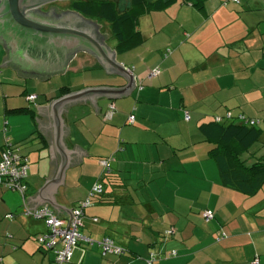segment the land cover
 Listing matches in <instances>:
<instances>
[{
    "label": "crops",
    "instance_id": "crops-1",
    "mask_svg": "<svg viewBox=\"0 0 264 264\" xmlns=\"http://www.w3.org/2000/svg\"><path fill=\"white\" fill-rule=\"evenodd\" d=\"M135 12L124 22L122 45L109 26L99 22V31L136 87L124 98L103 95L66 111L68 142L87 153L66 169L62 203L73 210L96 182L104 185L101 199L85 207L80 229L96 243L81 241L67 264H253L256 257L264 264V185L247 194L223 184L200 129L228 112L260 120L262 135L252 151L264 154V0H177ZM6 54L0 42V64ZM156 67L161 73L149 79ZM125 85L121 73L87 50L76 51L63 74L46 80L0 66V151L19 145L30 162L25 198L0 186V264L54 258L38 241L48 230L45 220L23 212L26 199L56 177L50 104L61 95ZM108 157L109 177L100 162ZM42 206L70 216L47 200L34 209ZM206 209L215 216L204 219ZM105 237L126 251L103 255L97 242Z\"/></svg>",
    "mask_w": 264,
    "mask_h": 264
},
{
    "label": "water",
    "instance_id": "water-1",
    "mask_svg": "<svg viewBox=\"0 0 264 264\" xmlns=\"http://www.w3.org/2000/svg\"><path fill=\"white\" fill-rule=\"evenodd\" d=\"M46 1L0 0V42L7 51L0 66H11L21 77L46 80L54 74H63L76 51L87 50L97 55L108 70L121 73L127 82L124 88H91L61 95L49 106L59 165L56 177L45 183L36 195L26 199V204L34 208L47 200L71 214L72 209L62 203L65 171L83 160L87 151L68 142L67 108L103 95L124 98L136 87V82L131 71L115 59V52L103 41L108 35L100 33V25L98 29L84 25L79 14L74 23L65 24L63 20L34 11L35 6Z\"/></svg>",
    "mask_w": 264,
    "mask_h": 264
},
{
    "label": "trees",
    "instance_id": "trees-1",
    "mask_svg": "<svg viewBox=\"0 0 264 264\" xmlns=\"http://www.w3.org/2000/svg\"><path fill=\"white\" fill-rule=\"evenodd\" d=\"M189 1L194 5H201L204 2V0ZM176 2L177 0H129L130 4L123 6L119 0H72L70 7L95 21L107 23L112 33L121 42L119 45H122L124 22L136 18L135 9L137 7H143L147 10H159ZM170 53L171 49H167L165 55ZM238 116L232 115L230 118H226V115L215 116L212 120L202 123L200 129L205 140L211 145L209 151L219 167L223 184L244 193L253 194L264 185V154L258 156L256 155L257 152L255 154V151H252L253 146L262 135V128L258 127L260 120L255 119V123L249 125L239 121ZM245 154L249 155L244 157ZM109 173L104 172L103 174L107 176ZM27 177L25 179L26 183ZM101 183L103 184V182ZM0 186L18 192L4 184H0ZM103 193L104 185L102 193L93 197L90 205L96 201L98 202ZM211 211L214 214V211ZM10 214L11 216H9ZM10 214L7 216L13 218L14 214ZM203 218L206 219L204 216Z\"/></svg>",
    "mask_w": 264,
    "mask_h": 264
},
{
    "label": "built area",
    "instance_id": "built-area-1",
    "mask_svg": "<svg viewBox=\"0 0 264 264\" xmlns=\"http://www.w3.org/2000/svg\"><path fill=\"white\" fill-rule=\"evenodd\" d=\"M237 1V0H235ZM161 73V68L156 67L148 72L147 77L154 78ZM36 94L28 95L29 101L36 99ZM115 105L111 103L108 107V111L105 114L106 119H110L114 112ZM232 117V113L228 112L226 118ZM186 119H190V115L186 114ZM220 119V117H219ZM239 121L252 125L255 123V119L248 118L242 114L238 116ZM130 123H134L135 115L131 114L128 118ZM112 157L101 159V166L104 172H110L112 168ZM29 158L22 153L19 146L14 144H7L0 151V184H4L12 190H16L21 193L22 197L27 196L28 185L25 181L28 169ZM103 191V184L96 182L89 192L86 200L81 202L76 208H74L68 218L58 216L50 207L42 206L40 208H29L26 205L23 209L27 215H32L38 219H44L48 231L39 235V243L47 250L54 252V259L51 264H67L71 261L74 248L79 245L81 241L87 244L93 245L96 243L92 238L85 236L81 233L80 229L83 225V215L85 207L91 204V199ZM11 216V214L9 215ZM203 216L208 220L213 218L214 214L211 210H206ZM222 236V235H221ZM224 236V234H223ZM101 246V252L103 255H120L126 251L125 248L117 245L110 237H105L101 241L97 242ZM174 254V253H173ZM253 264H259V259L256 257Z\"/></svg>",
    "mask_w": 264,
    "mask_h": 264
},
{
    "label": "flooded vegetation",
    "instance_id": "flooded-vegetation-1",
    "mask_svg": "<svg viewBox=\"0 0 264 264\" xmlns=\"http://www.w3.org/2000/svg\"><path fill=\"white\" fill-rule=\"evenodd\" d=\"M71 4L72 0H48L35 6L33 9L37 13L43 14L47 17L60 19L61 21L63 20L65 24L74 23V18H78L77 14H80L83 17L82 23L84 25L89 24L91 26H95L98 29L99 23L97 21H93V19L89 18L88 16L74 11L70 7ZM61 7L63 8L62 10H60Z\"/></svg>",
    "mask_w": 264,
    "mask_h": 264
},
{
    "label": "rangeland",
    "instance_id": "rangeland-1",
    "mask_svg": "<svg viewBox=\"0 0 264 264\" xmlns=\"http://www.w3.org/2000/svg\"><path fill=\"white\" fill-rule=\"evenodd\" d=\"M66 3V2H65ZM65 5V4H64ZM59 6H61V5H59ZM124 6V5H123ZM63 8L61 7L60 8V10H62ZM94 20V19H93ZM98 23H99V21H97ZM104 22H102V24H103ZM104 28L105 29H108V24L107 23H104ZM246 155H248V154H246ZM253 159H251V161H252Z\"/></svg>",
    "mask_w": 264,
    "mask_h": 264
}]
</instances>
